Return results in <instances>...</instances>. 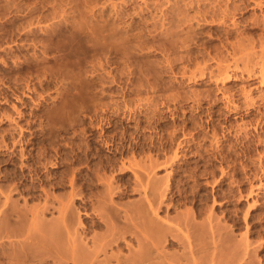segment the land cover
Masks as SVG:
<instances>
[{
  "label": "rangeland",
  "instance_id": "rangeland-1",
  "mask_svg": "<svg viewBox=\"0 0 264 264\" xmlns=\"http://www.w3.org/2000/svg\"><path fill=\"white\" fill-rule=\"evenodd\" d=\"M144 197L181 227L160 249L264 264V0H0V264H56L21 232L71 201L116 264L136 239L99 203Z\"/></svg>",
  "mask_w": 264,
  "mask_h": 264
},
{
  "label": "bare ground",
  "instance_id": "bare-ground-1",
  "mask_svg": "<svg viewBox=\"0 0 264 264\" xmlns=\"http://www.w3.org/2000/svg\"><path fill=\"white\" fill-rule=\"evenodd\" d=\"M110 192H112V191H110ZM104 195H107V194H104ZM104 200H106V199L104 198ZM104 200L102 202H100L101 204L99 203V207H101L100 208L101 210H104L106 213H108V214H106V218L108 220V223L110 224V230L112 232L122 231L123 235L128 234L130 236V238H132V240H133V238L136 239V248L132 247V244L129 243L130 241L127 243V245H128L127 247H129V252L126 253L127 254L126 256H123V258H121L120 256L115 255V257H116L115 259L117 260L116 261L117 263H121L123 261L125 264H182L181 260L183 258L186 259L187 264H192L193 262L194 263L197 262L196 261L197 258L195 259L194 255H193V247H192L193 245H191L192 241H189L187 235L183 236L184 240L180 239L183 241V244H184V246H182V247H184V250L181 253L178 254L177 252H174V251H177L175 249L173 252L172 251H166V250H164L165 248L160 249V247H163V246H161L163 244L162 240H164L167 237V233H169V234L171 233L175 237L178 235L177 233L179 232L181 227H178L179 225L177 226V225H172L171 223H169V222H171V221H169V219H167V218H170L169 216L166 218H162V219L161 218H154L153 216H151V217L148 216L149 210H151L154 214H156V211H157L156 209L158 207H155V204H154L155 198L153 199V197L152 198L144 197L143 200L137 198L136 201H132L131 199H129L131 202L126 203V204H124V202H123L122 203L123 205L121 204V207L116 206L113 203V201H111L112 199H110L108 203L105 202ZM96 205L98 206V203ZM72 206H74L73 201H71V204L65 206L64 210L62 209L61 215L58 218H56V219L54 218L55 220L53 218H49L50 220L53 219L52 220L53 222H51L48 219H44V217L42 219L39 218L38 220L39 221L41 220L42 223H41V225L36 226V228L34 229L33 232L27 231L25 233L24 231H22L23 234L21 232L22 239H21V243H20L22 250H18L17 253L21 252L23 255L24 248H25L24 251L26 252V250H28V249H26V247H28L29 249L32 248L31 251L34 250L36 252V256L39 257V259L41 261H44L48 258H52V260L54 259V262L56 264H60V263L64 264L65 261L62 262L63 259L64 258L69 259L67 257V256H69L72 258L74 263L76 262L77 264H82L83 262L87 261L89 264H93V261L95 260V258H97L96 255L99 252V246H98V248L96 246L90 247L88 245L87 241L83 238L82 232L84 229V225H83V221L80 218L78 209L76 210L77 215H78V219H77L78 222L77 223L81 229H79L80 231L78 230L76 235H74V236H79V239L78 240L76 239V241H75V239H74L75 237L71 234L73 232L72 230H71V233H69V230H70L69 228L71 227V225L74 224V222H72V224L70 225V223L72 221L71 219L73 218V216L69 218L71 210H73L72 208H75ZM147 208L149 210H147ZM121 211H123V212L121 213ZM185 211H182V213H184ZM192 213H193V211H192ZM192 213L187 212L183 215L179 214L182 217L180 216V218H178V220L179 219L182 220V218H183V223L185 225L184 227H186V228H188L190 226V223L192 222V217H191ZM37 216H38V214L36 215V217ZM39 216L41 217V215H39ZM75 216H76V213H75ZM7 217L8 218L5 217L7 222L5 221L4 224L10 225L11 218H9V217H11V216H7ZM158 217H160V216H158ZM172 219H173V217H172ZM39 221H38V224H39ZM20 222H22V219ZM0 223H2V222H0ZM11 224L13 225V220H12ZM15 225H17V223L16 224L14 223V226L11 227L12 233L18 232ZM69 225H70V227H69ZM24 226H25V224H24ZM2 227H3V225H2ZM7 228H9V227H7ZM191 228H192V226H191ZM193 228H195V225H193ZM224 228H226V227H224ZM21 229H22V227L19 228V231H21ZM188 229H187V231H188ZM7 232H9V231H7ZM73 234H74V232H73ZM122 234L120 236H122ZM197 234L199 235V233H197ZM217 234H218V232H217ZM71 235H72L71 240H73V242L67 246L65 244L66 243L65 241L68 239V242H69ZM225 236L226 235H224V237ZM122 237L124 238V236H122ZM224 237H223V239H224ZM97 238L98 237H94L93 239L97 240ZM191 238H192V236H191ZM169 239H170V237H169ZM219 239H221V238H219ZM219 239H218V242L221 241L220 242L221 245L218 248L222 247V245H223V242H222L223 239H221V240H219ZM196 241H197V239H196ZM205 241H207V240H205ZM170 242L173 243V240L172 241L170 240ZM201 244H203V243H201ZM194 245H196V244H194ZM16 246H18V245H16ZM16 246H14V247H16ZM206 247H207V245H206ZM11 250H13V249H11ZM14 250L11 252L12 255H10L12 257L15 256L14 254H16V252L14 253ZM187 250H189L190 255H187V254H189ZM15 251H17V250H15ZM220 251L222 252L221 248H220ZM216 252H218V251H216ZM221 252H219V253H221ZM21 253H20V255H21ZM212 254H213V251H212ZM218 254L216 253V256L220 255V254L219 255ZM34 255H35V253H34ZM110 256H112V255H110ZM198 256H200V255H198ZM214 258H218V257H214ZM15 259H17V258L15 257ZM109 259H110L109 257L105 258L104 263L108 264ZM19 260H21V259H19ZM19 260H17V261H19ZM199 260H200V258H199ZM119 261H121V262H119ZM88 263H85V264H88ZM200 263H202V262H200ZM52 264H54V263H52ZM183 264H186V263H183Z\"/></svg>",
  "mask_w": 264,
  "mask_h": 264
}]
</instances>
